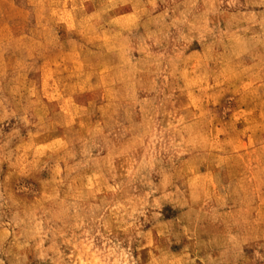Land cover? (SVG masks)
Segmentation results:
<instances>
[{"label":"clouds","instance_id":"obj_1","mask_svg":"<svg viewBox=\"0 0 264 264\" xmlns=\"http://www.w3.org/2000/svg\"><path fill=\"white\" fill-rule=\"evenodd\" d=\"M0 264H264V0H0Z\"/></svg>","mask_w":264,"mask_h":264},{"label":"rangeland","instance_id":"obj_2","mask_svg":"<svg viewBox=\"0 0 264 264\" xmlns=\"http://www.w3.org/2000/svg\"><path fill=\"white\" fill-rule=\"evenodd\" d=\"M124 14V13H122ZM127 15H130V11L128 13H126ZM18 16H21V14H17ZM21 20H22V16H21ZM19 26V25H18ZM73 63H76L75 61H73ZM107 70V66H102L100 68V72L103 73L104 71ZM101 83H103V81L101 80ZM103 96V94H102ZM93 99V94L89 91H85L83 89V86H81V90L79 92H77L76 94H74L71 98H66L62 107L64 110L65 115L67 116V121L66 123L71 124L75 119H76V112L77 109L79 107L82 106H86L88 104L89 101H91ZM119 110H116L115 116L114 118L118 119L119 118ZM102 114L98 111L94 116L91 117V123L95 124L98 120L102 119ZM84 126V122L83 121H78L76 123V128H81ZM244 129H248V125L245 123L244 124ZM243 130V129H242ZM251 131V129H249ZM255 134L256 135H261L262 133L259 131V129H255ZM106 133L110 134V130L109 129H105ZM249 141L251 140V137H248ZM237 150H241L243 151L244 149V145L243 144H238L236 146ZM28 259L31 261L33 259V256L31 254L28 255Z\"/></svg>","mask_w":264,"mask_h":264}]
</instances>
